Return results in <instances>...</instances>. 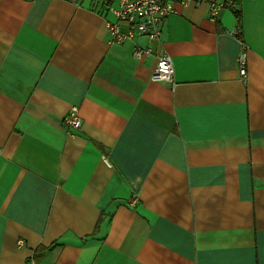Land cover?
Returning <instances> with one entry per match:
<instances>
[{"label": "crops", "instance_id": "obj_1", "mask_svg": "<svg viewBox=\"0 0 264 264\" xmlns=\"http://www.w3.org/2000/svg\"><path fill=\"white\" fill-rule=\"evenodd\" d=\"M210 1L135 60L111 0H0V264H264V0Z\"/></svg>", "mask_w": 264, "mask_h": 264}, {"label": "built area", "instance_id": "obj_2", "mask_svg": "<svg viewBox=\"0 0 264 264\" xmlns=\"http://www.w3.org/2000/svg\"><path fill=\"white\" fill-rule=\"evenodd\" d=\"M78 3L81 0H70ZM105 1V0H97ZM114 4L108 6L109 12L115 17L116 21H107L106 27L109 34V43H124L136 36H144L149 45L141 46L135 44L132 49V56L135 60H142L145 56L152 53L150 44L160 40L162 26L164 20L171 14L176 13L174 4L179 3L185 5L190 1L202 2L203 0H111ZM226 7H235L234 1L208 3L209 14L211 18H215L218 12ZM126 27L125 30L122 26ZM230 34L235 37L241 36V28L235 27L230 31ZM240 49L237 56L238 72L243 81L247 79L246 71V51L247 45L241 38ZM174 69L171 56L163 51L156 59V64L153 69L151 80L174 83ZM64 125L71 130H78L81 127L82 120L79 116L77 106H71L63 118ZM106 160V158H104ZM137 198V195L136 197ZM23 240H19L18 244L23 245ZM28 264H40L35 260H30Z\"/></svg>", "mask_w": 264, "mask_h": 264}, {"label": "trees", "instance_id": "obj_3", "mask_svg": "<svg viewBox=\"0 0 264 264\" xmlns=\"http://www.w3.org/2000/svg\"><path fill=\"white\" fill-rule=\"evenodd\" d=\"M234 12H235V17L237 18L238 21H240V11L234 9Z\"/></svg>", "mask_w": 264, "mask_h": 264}]
</instances>
